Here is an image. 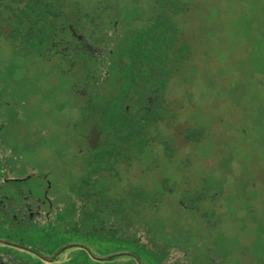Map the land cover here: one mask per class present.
I'll return each mask as SVG.
<instances>
[{
  "label": "rangeland",
  "instance_id": "rangeland-1",
  "mask_svg": "<svg viewBox=\"0 0 264 264\" xmlns=\"http://www.w3.org/2000/svg\"><path fill=\"white\" fill-rule=\"evenodd\" d=\"M65 1L76 18L85 13L107 20L119 35L118 59L107 71L98 96L88 97L76 89L84 76L81 60L62 73L63 60L57 52L54 58L48 53L49 61L25 55L9 37L12 14L6 9L2 13L0 196L48 202L39 211L38 224L20 226L6 215L1 217L0 240L37 255L14 249L18 259H12L0 252V264H31L39 258L51 262L49 255L70 239L63 229L80 217L83 177L93 167L108 166V158L101 163L105 156L96 151L109 131L108 109L121 97L132 36L152 25L158 11V0H106L107 10L101 0ZM194 3L198 9L175 16L182 27L179 42L189 39L194 54L172 64L178 69H171L165 101L169 111L162 120L143 126L142 135H153L155 141L128 169L124 164L114 182L107 171L101 180L114 185L108 197L128 195L124 192L136 186L148 199L139 205L124 202L116 207H122L119 214L103 218L106 225L138 230L144 264H264V0ZM13 5L23 3L17 0ZM198 123L203 124L200 139H188L185 129ZM168 140L175 147L171 152L170 144L163 149L160 143ZM91 157L100 162L91 166L87 162ZM164 177L178 188L189 181L191 190L204 188L206 197H211L199 199L193 210L180 205V193H170L154 205L149 197L162 196ZM99 221L79 225V239L96 258L92 263L109 264L111 255L106 253L117 250L115 242L95 243L87 235ZM125 260L138 264L126 255L110 264H126Z\"/></svg>",
  "mask_w": 264,
  "mask_h": 264
},
{
  "label": "trees",
  "instance_id": "trees-1",
  "mask_svg": "<svg viewBox=\"0 0 264 264\" xmlns=\"http://www.w3.org/2000/svg\"><path fill=\"white\" fill-rule=\"evenodd\" d=\"M3 1L6 2V0ZM22 1V6L13 5L14 10H18L16 14L13 13L11 16L14 27L17 25L12 28L9 36L13 41V45L17 47L19 45L25 55L34 58L45 59L49 52L51 53L50 56L54 58L57 52L63 60L62 73H67L81 60L84 67V76L82 82L76 85V89L79 88V92L86 94L88 97L98 96L107 76V71L118 59L115 48L118 45L119 35H117L115 29L109 26L107 20H103L101 15L81 13L79 18H76L68 9L65 0ZM101 1L103 8L107 10L110 7L108 2L106 0ZM24 4L27 5L25 8H23ZM192 7L198 9L199 5L194 3V0H158V11L157 14L155 13V17L152 18L150 23L152 25L133 34L132 47L128 48L129 62L123 75L126 80L121 87V97L115 103H111L108 109L106 117H108L109 131L106 132L104 140L98 144V150L96 151L97 156H105L102 158L101 163H104L105 158H108L106 161L108 166L106 168L103 165L93 167L83 177L79 185L80 195L83 199L80 217L72 226L63 229L70 239L60 245L57 253L53 252L49 255L51 262L39 258L38 260H32L34 262L31 264H78L79 261L80 264H99L94 260L93 263L91 262V258H94L93 253L84 246L88 244L79 239V225L99 220V224L93 225L91 233H87V235L92 239L95 237L102 238V240L91 239L95 243L110 239L118 246L116 251L106 253V255H111L107 263H115L117 258H125L126 255V257L130 256L134 262L144 264L142 262L143 252L140 247L142 242L137 237L138 230L128 231V227H125L122 223L117 227L112 224L106 225L105 222L107 221L104 220L103 215L119 214L122 207L116 209L118 205L124 202L139 205L140 200L144 198L147 200L148 196H145L144 189L134 186L128 193L124 192L129 195V199H127L128 195L121 192L117 197L115 195L108 197L107 195L114 185H109L108 179H106L105 184H102L101 180L103 177H107L104 174L107 171L108 176H111L110 179L114 182L117 177L116 174L120 175L123 165L126 164L128 169L133 164L136 156L144 152L145 146L148 143L150 144L151 141H155L156 137L153 135H142L144 134L143 126H150L154 122L162 120L165 112L169 111L165 101L167 100L166 93L172 77L171 69L175 67L178 69L179 63L185 59L190 60L194 54V43H191L189 39L182 43L179 42V33L182 27L175 18V16L191 10ZM67 11L71 15H68ZM3 12L0 11V18ZM18 16L17 20L16 17ZM72 20L76 21L75 24L72 23ZM28 21L29 28L24 32L21 31V27L26 25ZM24 22L25 24L21 26ZM178 44L179 46H177ZM20 51L22 52V50ZM174 62H177L178 65H172ZM129 101H132L130 106L126 105ZM200 126H203V124H190L185 129L188 139H200L202 130ZM160 143L163 144V149L169 147L170 144L169 152L175 149L172 146L173 142L170 143L169 140ZM95 161L100 162L94 157L87 160L91 166L94 165ZM1 183L0 180V189L2 187ZM175 183V181L172 183L169 177H164L162 184L165 189L162 191V196L159 197L155 194L156 197L153 195V199L149 197L151 202L156 205L162 203L170 193H180V205L193 210L198 206L197 201L199 199L203 201L211 197H206L204 188L191 190L189 181H185V185L181 184L182 186L179 188L177 187L178 184L175 185ZM5 196H0V219L6 215L11 221L18 223L17 221L22 222L31 213H36L31 221L41 222L39 220L40 215L37 214V200L24 199V207L13 209L17 202L16 198L9 196L8 203H6L4 201ZM105 209L110 210L105 212ZM59 212L61 211L58 210ZM61 218L63 219V217ZM25 224L26 222L23 221L20 226ZM125 242H129L130 245L126 246ZM0 246L6 247H0V252L10 254L12 259H18V255L13 254L16 253L14 249H24L30 254L37 255V252L29 248L13 245L3 240H0ZM145 249L154 254L153 250L147 247ZM73 250H79L80 252ZM122 252H124L121 254L122 256L115 257V255H120ZM65 254L68 255L62 260ZM29 261L31 259L26 262ZM124 262L130 264L126 260Z\"/></svg>",
  "mask_w": 264,
  "mask_h": 264
},
{
  "label": "flooded vegetation",
  "instance_id": "flooded-vegetation-1",
  "mask_svg": "<svg viewBox=\"0 0 264 264\" xmlns=\"http://www.w3.org/2000/svg\"><path fill=\"white\" fill-rule=\"evenodd\" d=\"M17 0H10L9 2H8V0H6V2L5 1H3L2 2V0H0V11H5V9L8 11V12H10V14H12L13 15V13H17L18 12V10L16 9V10H14V7H13V3H15ZM18 1H20V0H18ZM20 2H23L22 0L20 1ZM27 5L26 4H24V7L23 8H25ZM24 11V10H23ZM17 18H19V16L18 17H16V19ZM18 20V19H17ZM16 24H18V23H16ZM25 24V22L24 23H22V25L21 26H23ZM29 21H28V23L26 24V25H24L23 27H21V31H26L28 28H29ZM17 26V25H16ZM15 26V27H16ZM14 27V28H15ZM13 28V27H12ZM12 31V29L9 31V32H11ZM45 58H47V57H45ZM45 60H48V59H45ZM49 61V60H48ZM1 148V147H0ZM0 160H2V162L4 161V158H3V155H2V151H0ZM0 170H3V168H1ZM23 193V191L22 190H20V194H22ZM5 197H9V195L8 196H5ZM13 197V196H12ZM37 201H38V204H37V209H38V211H37V214H41V212H39L41 209H42V207L43 206H45V204H46V202H48L47 200L45 201V200H42V199H36ZM16 202V201H15ZM23 201H17L16 202V205L13 207V209H15L16 207H24V205H23ZM51 208H53V206H51ZM34 217H35V215H34V213H31V215H29L27 218H24L23 219V221H25L26 223H29V225H31L32 223H34L33 221H31V219H34ZM23 221L21 222V221H17L18 223L17 224H19L20 225V223H23ZM36 222V221H35ZM35 224H38L37 222L35 223Z\"/></svg>",
  "mask_w": 264,
  "mask_h": 264
}]
</instances>
